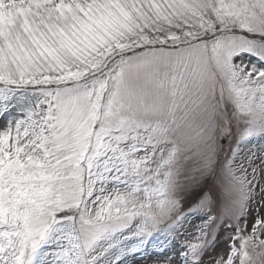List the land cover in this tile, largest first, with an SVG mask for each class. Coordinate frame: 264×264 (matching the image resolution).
<instances>
[{
    "label": "snow or ice",
    "instance_id": "6c2138e0",
    "mask_svg": "<svg viewBox=\"0 0 264 264\" xmlns=\"http://www.w3.org/2000/svg\"><path fill=\"white\" fill-rule=\"evenodd\" d=\"M0 264H264V0H0Z\"/></svg>",
    "mask_w": 264,
    "mask_h": 264
}]
</instances>
